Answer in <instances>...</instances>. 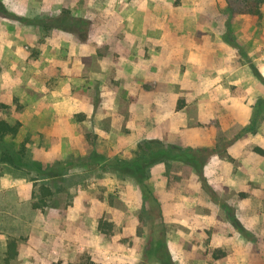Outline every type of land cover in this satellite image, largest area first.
<instances>
[{
	"label": "rangeland",
	"instance_id": "1",
	"mask_svg": "<svg viewBox=\"0 0 264 264\" xmlns=\"http://www.w3.org/2000/svg\"><path fill=\"white\" fill-rule=\"evenodd\" d=\"M247 1L0 0V120L26 149L0 177L37 190L36 166L63 173L43 210L22 185L0 192L6 242L67 217L55 264H141L161 239L173 264H264V3L258 20ZM63 10L86 25L65 29ZM143 140L209 153L141 186L104 166Z\"/></svg>",
	"mask_w": 264,
	"mask_h": 264
},
{
	"label": "trees",
	"instance_id": "2",
	"mask_svg": "<svg viewBox=\"0 0 264 264\" xmlns=\"http://www.w3.org/2000/svg\"><path fill=\"white\" fill-rule=\"evenodd\" d=\"M262 3H264V0L247 1L244 14L249 15L252 19L254 18L259 20L261 18L260 6ZM2 9L3 6L0 2V12L4 13ZM61 14L67 16L62 20V22L65 23V29H69L70 31H73V28L76 27V25H86L87 23L85 20L71 18L68 10H63ZM47 21L53 23L54 18H48ZM69 23L70 26H68ZM43 25L45 26L46 22H44ZM225 40L226 43L236 47L238 50L236 45L229 43L227 39ZM250 68L252 69L255 77L264 85V79L260 76L259 72L252 65ZM259 106H264L263 100L257 101V112L260 111V108H258ZM7 109V105L0 103V111ZM20 127L21 125L18 121L14 122V124H10L5 120H0V176H2V173L4 172V166L14 167L15 169H18L21 166L20 163L17 162L16 158L24 156L26 150L24 144H21L19 150L15 152L11 151L10 147L5 144V138L17 135ZM254 151L259 154H263V151L258 148H254ZM206 153H209L207 149L181 148L175 145H164L158 140H143L136 145V148L132 152V156L129 159L115 158L110 162L107 160L105 161L104 166L106 165V167L110 169V172L114 173L116 177L129 178L136 185L141 186L149 177L150 169L153 166L160 163L168 165L172 162H177L192 166L195 170H198L203 166ZM36 171L44 176L43 179L46 181L42 182L38 186L37 190H35V178L29 179L33 184V189L31 191V208L43 210V208L49 205L48 198L53 195L50 183L62 178L63 173L62 170L56 168L43 169L40 166H36ZM101 225L102 224L99 222L98 230L103 231ZM152 246L154 245H150V249L145 251L141 264H149L150 255L154 257V262L158 264H173L168 252L166 251L164 240L161 239L157 241L156 247ZM15 248L16 242L14 239H11L7 243L6 257L3 259L6 264H8L10 260L14 259L16 256Z\"/></svg>",
	"mask_w": 264,
	"mask_h": 264
},
{
	"label": "crops",
	"instance_id": "3",
	"mask_svg": "<svg viewBox=\"0 0 264 264\" xmlns=\"http://www.w3.org/2000/svg\"><path fill=\"white\" fill-rule=\"evenodd\" d=\"M15 182V180L6 176L0 177V192L22 185L25 201L30 199L32 186L27 187V185L22 184L20 180H17V182H19L18 184ZM64 220L65 221L60 220L51 222L34 221L31 223L25 234L27 236L25 243L19 244L18 239L15 241L16 256L14 257V261L17 260L19 264H55L59 260L67 259L66 255L70 250L67 251L66 248L70 247V242H66L67 237L65 232H60L63 226L65 228V226L67 227L69 225L66 221L67 217ZM6 234V231L2 229L0 233L2 260L6 257L8 243L6 242ZM49 261L51 263H49Z\"/></svg>",
	"mask_w": 264,
	"mask_h": 264
}]
</instances>
